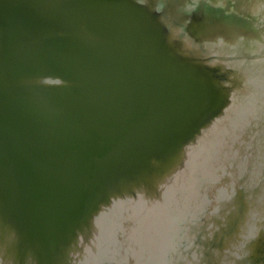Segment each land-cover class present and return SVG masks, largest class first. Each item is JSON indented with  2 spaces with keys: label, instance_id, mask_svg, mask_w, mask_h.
Returning a JSON list of instances; mask_svg holds the SVG:
<instances>
[{
  "label": "water",
  "instance_id": "95a60500",
  "mask_svg": "<svg viewBox=\"0 0 264 264\" xmlns=\"http://www.w3.org/2000/svg\"><path fill=\"white\" fill-rule=\"evenodd\" d=\"M263 7L0 0V264H108L126 212L199 229L253 196Z\"/></svg>",
  "mask_w": 264,
  "mask_h": 264
},
{
  "label": "flooded vegetation",
  "instance_id": "af4514ba",
  "mask_svg": "<svg viewBox=\"0 0 264 264\" xmlns=\"http://www.w3.org/2000/svg\"><path fill=\"white\" fill-rule=\"evenodd\" d=\"M259 139L260 136L253 138L254 141ZM254 148L257 149L251 145L252 156L253 152H257ZM249 156L250 154L245 153L244 159L246 157L248 159ZM257 156L255 155L256 158ZM258 164L260 166L255 165V169L259 168V170L252 171V176L246 180L255 187L251 191V194L254 193L253 196L238 189L231 202L227 203V206L234 205L235 200V209L231 211L232 213L223 208L224 211L222 210L221 213L211 217L205 216L201 219L202 224L199 229L188 226V213L183 215L184 217L179 215L178 226H163L160 224L163 222L162 214L153 217L146 208L138 209V214L133 215L125 211L121 219L126 225V228L120 232L122 242L111 245L114 246L112 248L107 247L103 262L108 264H264V160H258ZM246 165L247 161L245 165L243 164L242 172ZM249 168L253 169L251 166ZM141 204L144 206L146 202ZM116 218L118 217L113 214L106 215V220L110 224L111 219L116 220ZM225 221L228 224L224 223ZM132 222L138 223L137 226L141 231L134 232L130 227ZM135 227L133 226V229Z\"/></svg>",
  "mask_w": 264,
  "mask_h": 264
},
{
  "label": "bare ground",
  "instance_id": "6f19581e",
  "mask_svg": "<svg viewBox=\"0 0 264 264\" xmlns=\"http://www.w3.org/2000/svg\"><path fill=\"white\" fill-rule=\"evenodd\" d=\"M257 65H263V62L262 63H259V64H257ZM263 71H264V68H263ZM262 99H264V98H262ZM262 103H264V102H262ZM263 117H264V104H261L258 108H257V110H256V116L254 117V119L256 120V126L254 127V132H252V136L250 137V139L254 136H260V139L259 140H256V141H254L253 140V138H252V140L251 141H249V145L248 146H245L246 148H247V155H249L250 154V150H251V146L250 145H252V147L253 146H255V147H257V149H255L257 152H253V156H249V158L247 159V157L244 159V165H245V161H247V165L245 166V168H244V170H243V172L242 173H239V175L242 177V176H245V177H251L252 176V174H251V172L252 171H256V170H259V168H257V169H255V167L256 166H260V164H258V160H264V152L262 153V155H263V157L261 156V153H259V151H258V149H260V146H261V148H262V146H264V119H263ZM260 119H261V121H260ZM259 122H260V124H259ZM259 124V125H258ZM257 126H259L258 128H257ZM248 136V135H247ZM247 142H243L242 144L241 143H239L240 145L239 146H237V149H236V153L238 154V156H241L243 153H244V151H245V149H243V146H244V144H246ZM242 146V147H241ZM263 150H264V147L262 148ZM254 151V150H253ZM255 155H258L257 156V158L255 157ZM259 158V159H258ZM256 165V166H255ZM252 167L253 169H250L249 167ZM258 166V167H259ZM237 173H238V171H237ZM247 178V179H248ZM255 192V191H254ZM257 192V191H256ZM255 192V193H256ZM243 194V193H242ZM240 196V195H239ZM243 196H244V194H243ZM238 198V197H237ZM235 204V203H234ZM238 205V204H237ZM224 211V210H223ZM232 213V212H231ZM138 214V213H137ZM225 214V213H224ZM123 216V214L121 215V217ZM138 216V215H137ZM222 216V215H221ZM217 217V216H216ZM233 217V216H232ZM127 218V217H126ZM228 218V217H227ZM230 218V217H229ZM123 219V218H122ZM128 219V218H127ZM214 219V218H213ZM222 220V219H221ZM214 221V220H213ZM233 221V220H232ZM216 223V222H215ZM224 223H226V221L224 222ZM125 224V222L123 223V225H121L120 227V230H123V229H125L126 228V225H124ZM218 224V223H217ZM226 224H228V223H226ZM130 227H132V230L134 231V232H137V231H141V229H140V227L139 226H137L138 225V223H135V222H132V223H130ZM222 225H223V223H222ZM239 225V224H238ZM133 226H136L135 227V229H133ZM221 228H223L222 226H221ZM239 228V227H238ZM237 230V229H236ZM230 234V233H229ZM232 234V233H231ZM234 234V233H233ZM234 238V237H233ZM120 240H121V238H120ZM230 240V239H229ZM113 242V243H112ZM108 243H110L109 245H114V244H116L117 243V241L114 239V238H112L111 240H110V242H109V240H108ZM130 260V259H129ZM200 264V263H199Z\"/></svg>",
  "mask_w": 264,
  "mask_h": 264
},
{
  "label": "rangeland",
  "instance_id": "374dc122",
  "mask_svg": "<svg viewBox=\"0 0 264 264\" xmlns=\"http://www.w3.org/2000/svg\"><path fill=\"white\" fill-rule=\"evenodd\" d=\"M264 8V7H263ZM258 151H259V153H261V152H264V150L261 148V149H258ZM250 156H252V153H250ZM259 159V158H258ZM250 189H252L251 188V186H250Z\"/></svg>",
  "mask_w": 264,
  "mask_h": 264
}]
</instances>
